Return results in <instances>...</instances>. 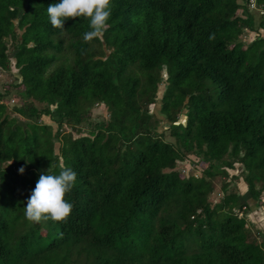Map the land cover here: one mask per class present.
I'll return each instance as SVG.
<instances>
[{
    "label": "trees",
    "instance_id": "trees-1",
    "mask_svg": "<svg viewBox=\"0 0 264 264\" xmlns=\"http://www.w3.org/2000/svg\"><path fill=\"white\" fill-rule=\"evenodd\" d=\"M247 1L112 0L85 43L88 19L51 26L60 0H0V264H264L237 187L264 206V0ZM62 167L70 216L30 222Z\"/></svg>",
    "mask_w": 264,
    "mask_h": 264
},
{
    "label": "clouds",
    "instance_id": "clouds-1",
    "mask_svg": "<svg viewBox=\"0 0 264 264\" xmlns=\"http://www.w3.org/2000/svg\"><path fill=\"white\" fill-rule=\"evenodd\" d=\"M52 27L64 30L67 19L84 17L89 20V29L83 34L85 43L101 38L109 27L112 15V0H60L47 7ZM24 168L19 169L23 173ZM77 174L70 167H62L59 174L42 173L35 184L24 215L33 223L51 220L65 222L73 210L66 196L75 185Z\"/></svg>",
    "mask_w": 264,
    "mask_h": 264
},
{
    "label": "rangeland",
    "instance_id": "rangeland-1",
    "mask_svg": "<svg viewBox=\"0 0 264 264\" xmlns=\"http://www.w3.org/2000/svg\"><path fill=\"white\" fill-rule=\"evenodd\" d=\"M12 62H13V59L11 58L10 59V69L9 71L11 72V75L13 76H16L17 73H16V68L13 67L12 65ZM163 75V73H162ZM11 80V77L10 75L6 74V73H0V83H8L9 81ZM162 90H163V85H159V90H158V98H156V102L153 103L152 105H150V110L151 111H154V110H157L158 108V103H159V96L160 94L162 93ZM105 114V107L103 105H99V106H95L91 109V115L92 117L94 116H104ZM100 118V117H99ZM43 120L45 122H48V119L46 117L43 118ZM201 164H198V166H200ZM197 166V167H198ZM186 168L189 167V165H185ZM239 169V166L237 165L236 166V169L232 170L231 173H236ZM237 187H238V190H239V193H244V200L246 202H248V205H249V212H247L246 214V219L248 220V222L252 223L253 226L255 227V229H260L261 233H262V236L260 235H257V239H262L264 241V206L262 205H256L254 201L250 200L248 198V195L246 194V190H245V185L239 180L237 181ZM214 189L215 191H220L219 190V182H214ZM219 198V195L216 194L215 192L211 195V199L212 201H216L217 199ZM263 197H261L259 199V201H263L262 200ZM243 214L240 212V213H237V216L240 217L242 216Z\"/></svg>",
    "mask_w": 264,
    "mask_h": 264
},
{
    "label": "built area",
    "instance_id": "built-area-1",
    "mask_svg": "<svg viewBox=\"0 0 264 264\" xmlns=\"http://www.w3.org/2000/svg\"><path fill=\"white\" fill-rule=\"evenodd\" d=\"M247 6H248L249 9L255 8V0H248L247 1Z\"/></svg>",
    "mask_w": 264,
    "mask_h": 264
}]
</instances>
